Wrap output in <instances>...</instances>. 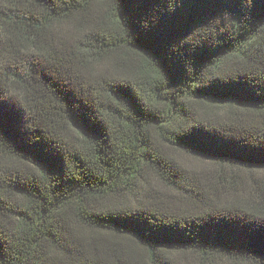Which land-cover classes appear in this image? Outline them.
Instances as JSON below:
<instances>
[{"label": "trees", "instance_id": "obj_1", "mask_svg": "<svg viewBox=\"0 0 264 264\" xmlns=\"http://www.w3.org/2000/svg\"><path fill=\"white\" fill-rule=\"evenodd\" d=\"M0 264H264V0H0Z\"/></svg>", "mask_w": 264, "mask_h": 264}]
</instances>
